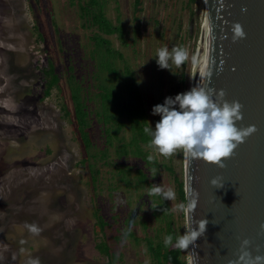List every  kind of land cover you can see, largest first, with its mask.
Returning a JSON list of instances; mask_svg holds the SVG:
<instances>
[{
  "label": "rangeland",
  "instance_id": "obj_1",
  "mask_svg": "<svg viewBox=\"0 0 264 264\" xmlns=\"http://www.w3.org/2000/svg\"><path fill=\"white\" fill-rule=\"evenodd\" d=\"M79 1L88 0H0V264H28L36 258L40 264H108L97 248L103 241L111 247L114 264H154L148 239L164 243L169 220L177 236L187 229L186 216L174 210L186 204L178 193V182L185 181L182 152L165 158L145 147L155 157L147 163L132 154L119 158L115 141L108 161L132 168L123 175L113 164L91 160L100 171L95 187L91 184L90 171L81 162L87 154L75 126L70 76L90 89L92 110H121L113 100L101 102L95 96L100 90L102 97L108 91L120 101L128 96L118 81L110 80L104 70L107 61L97 69L93 56L98 54L90 38L94 29L83 28ZM134 4L135 0H105L106 17L124 29L129 41L124 45L117 34L103 36L123 55L113 58L119 72L125 74L128 66L134 74L147 122L155 130L160 116L152 114L153 107L187 92L190 62L172 65L171 71L161 69L157 49L184 46L191 56L199 0ZM49 63L60 76V87L45 97L43 71ZM63 104L72 115L66 116ZM92 119L96 147L91 151L96 153L106 139L103 123L94 115ZM125 121L121 134L129 141L132 133ZM139 170L146 179H140ZM161 184L174 190V200L147 196L148 187ZM159 203L170 207L169 219L163 209L156 210ZM97 210L107 222L104 233ZM33 223L41 229L38 235L25 227ZM182 252L189 264V249Z\"/></svg>",
  "mask_w": 264,
  "mask_h": 264
},
{
  "label": "water",
  "instance_id": "obj_2",
  "mask_svg": "<svg viewBox=\"0 0 264 264\" xmlns=\"http://www.w3.org/2000/svg\"><path fill=\"white\" fill-rule=\"evenodd\" d=\"M196 15L187 91L206 83L215 93L223 90L224 100L242 105L236 126L257 131L224 161V169L184 156L186 205L193 190L199 193L187 229L208 220L205 234L189 248V264H234L243 240L253 258L264 257V0H199ZM235 23L245 38L233 42ZM214 178L223 187H213Z\"/></svg>",
  "mask_w": 264,
  "mask_h": 264
},
{
  "label": "clouds",
  "instance_id": "obj_3",
  "mask_svg": "<svg viewBox=\"0 0 264 264\" xmlns=\"http://www.w3.org/2000/svg\"><path fill=\"white\" fill-rule=\"evenodd\" d=\"M232 33L233 42L245 38V32L239 23L232 25ZM156 58L161 69L171 71L172 65L180 67L189 61L190 53L184 46H173L171 50L164 46L157 49ZM192 59L195 60V57L193 56ZM212 74L211 71L205 74L207 81L211 79ZM214 94L216 100H213ZM224 97L223 90L215 93L207 83L197 84L191 90L176 95L175 98L167 97L162 105L158 104L152 109L153 115L160 116L159 122L155 124V130L148 122V126L143 128L144 134L151 138L147 148L165 158L182 152L186 158L202 160L224 169L226 166L224 161L231 158L235 149L257 131L254 125L246 128L236 126L237 122L243 119L242 105L238 101L229 103ZM154 159V155L147 157L148 161ZM210 183L213 187H223L219 178L212 179ZM147 196H160L163 200L170 201L176 198L174 190L171 187L165 188L162 184L148 187ZM198 199L199 193L193 190L190 202L187 205L180 203L174 210L183 213L191 221L190 214L195 211ZM196 223L197 229H192L190 223L183 235L175 238L172 234L166 235L164 246L188 250L205 234L208 220L202 219ZM25 227L33 234L38 235L41 231L35 223L26 224ZM261 230L264 231V225H261ZM127 231H131V227ZM249 243L248 240L242 241L239 258L234 264H264V257L253 258L246 250ZM28 264H40V261L38 258L30 259Z\"/></svg>",
  "mask_w": 264,
  "mask_h": 264
},
{
  "label": "trees",
  "instance_id": "obj_4",
  "mask_svg": "<svg viewBox=\"0 0 264 264\" xmlns=\"http://www.w3.org/2000/svg\"><path fill=\"white\" fill-rule=\"evenodd\" d=\"M194 1L195 0H191V2ZM79 2V15L83 20V28L94 29L90 38L95 41V52L98 54V58L93 56V59L96 60L97 63V69L100 67L98 66V64L102 65L107 61V66L104 68V70L108 72L111 81H118L119 89L124 95L126 93V95L128 96L127 100L123 99L122 101H120L115 99V97L110 96L109 92L107 91L105 94H103L104 96L102 97L100 94V84L98 88L100 91L95 96H98L101 102H109L110 100H113L114 105H119L121 110L117 112L110 110L108 107H105L103 109L104 111H99L96 109L92 110L89 106V102L93 101V96H91L90 94V89H86L83 86L82 81L77 80L75 75L72 74L70 76V99L73 105L75 126L80 141L83 144L87 154V157H84L81 162L88 167L90 171L91 184L93 185V187H95L97 176L100 171L99 169H97L96 164L91 162V160L96 162L98 159H100L107 165L113 164L121 174L127 175L132 167H127L117 161H115L114 163L108 161L109 147L112 146L116 141V152L119 158L127 157L129 154H132L133 156L141 157L147 163H150L152 161L147 160L149 152L145 150V147H147V144L149 143L151 138L145 135L143 132V128L148 126L146 114L147 110L143 97L139 92L136 78L134 77V74L131 72L128 66L125 70V74L119 72L114 64L113 58H115L116 56H118L119 58H123V55L110 46L112 44L110 39H107L103 36V34L107 36L117 34L121 38V41H123V44L127 45L129 40L126 37V32L121 26L114 25L113 22L106 17V14L104 12L105 0H88L85 3L81 1ZM141 3L142 0H135L134 6L138 7L141 5ZM134 32V34L136 35L137 31L135 30ZM103 48L104 50L102 52ZM100 58L102 59L99 62ZM70 70L72 73L74 72V69L72 67ZM43 72L46 75L47 80L45 97H48L51 95V92L54 88L60 87V76L57 73L53 63H49L48 67L44 69ZM95 78H98L97 71L95 73ZM101 97L103 100H101ZM62 108L66 116L72 115V111L67 107V105L63 104ZM93 115L96 116L99 122L103 123V135L106 139L105 147L96 153H93L91 151L96 147L90 131V128L93 124ZM125 119L129 121L130 130L132 133L129 141H126L124 135L121 134L127 126ZM138 173L140 179H146L147 174L144 171L139 170ZM184 182L185 181L182 180L178 182V193L180 199L186 203ZM154 197L156 199L159 198L158 200H163L160 196ZM160 209H163V211L166 212L164 218L169 219L171 217L170 207L167 204H165V206L163 207L159 203L156 210L158 211ZM96 212V216L99 220V229L104 233L107 227V222L99 214L98 210ZM172 221L173 220L168 221L167 234H172L175 238V236L177 235L176 231L171 227ZM142 224L146 226V222H142ZM130 235L133 236V233H130ZM97 248L101 251V254L103 256L108 258V264H114V255L112 253L110 245L107 242H100ZM148 248L154 258V264H188V261L183 257V252L180 249H176L174 247L166 248L164 246V243H159L156 245L152 239H148Z\"/></svg>",
  "mask_w": 264,
  "mask_h": 264
}]
</instances>
